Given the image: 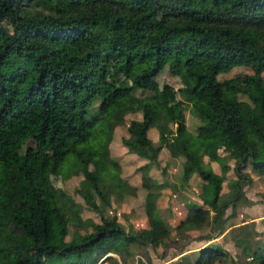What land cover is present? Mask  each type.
Instances as JSON below:
<instances>
[{
	"label": "trees",
	"instance_id": "1",
	"mask_svg": "<svg viewBox=\"0 0 264 264\" xmlns=\"http://www.w3.org/2000/svg\"><path fill=\"white\" fill-rule=\"evenodd\" d=\"M10 58L16 63L6 74ZM107 60L115 61L132 89H142L165 67L180 70L183 108L206 91L195 132L169 109L161 108L153 121V92L142 98L141 116L129 119L134 138L122 143L147 157L138 167L151 205L144 199L145 224L128 228L116 210L103 214L106 205L116 208L113 198L137 188L121 176L110 152L114 127L133 105L124 96L103 94ZM238 63L252 72L216 78ZM263 70L264 0H0V264H94L108 252L125 258L133 245L156 248L207 226L209 231L197 233L208 241L197 255L189 260L182 253L169 264H264V217L261 237L244 228L248 222L237 232L227 223L245 196L244 184L264 177ZM84 94L95 103L85 109L94 129L70 144L63 134L71 123L67 106L81 105ZM165 143L179 157L180 202L171 203L176 192L167 177L146 179L152 164L161 166ZM205 155L220 161V172ZM58 171L63 178L82 174L75 190L99 221L81 217L73 195L52 181ZM165 189L173 210L169 220L158 203ZM70 222L75 228L65 238ZM221 233L232 236L238 256L214 239Z\"/></svg>",
	"mask_w": 264,
	"mask_h": 264
},
{
	"label": "rangeland",
	"instance_id": "2",
	"mask_svg": "<svg viewBox=\"0 0 264 264\" xmlns=\"http://www.w3.org/2000/svg\"><path fill=\"white\" fill-rule=\"evenodd\" d=\"M15 63V58L8 59L3 66L4 72L6 74H10L15 66ZM114 63V60H107L105 62L109 81L103 90V94L107 95L110 99L124 96V98H127L131 101L133 105V111L127 112L124 115V122L114 127L110 141V145H112L110 152L111 155L114 158H117L119 161V172L121 176L135 184L137 188L134 194L126 193L121 198L116 199V201L115 198H113L116 208L113 207V205H106L103 207V214L106 215L111 213L113 210H116L121 220L125 223L126 228H128V225L130 226L129 223L134 224L135 226L145 224V213L143 210L144 199L147 201L149 206L151 205V194L148 192L146 187L142 186L140 183L142 171L138 167L140 164L147 161V157L138 155L136 153L131 154V151H129V146L122 143V138H134L133 134L127 129V123L129 119L141 116V111L139 109L141 100L144 96L153 92L150 107L153 121L157 117L161 108L169 109L176 115L177 118L187 123V128L189 131L195 132L197 125L202 122V119L197 115V113L200 102L205 99L206 91L204 89H200L196 93V98L187 103L185 108H183L178 102V89L181 84L180 70L168 69L165 67L156 76L146 79L142 89H132L130 87V79L118 73L114 68ZM248 72H252V68L249 65L238 63L225 70L217 72L216 78L222 80L233 77L237 74ZM262 74L264 76V70L262 71ZM240 96L246 98V96L243 94H240ZM84 98L85 101L81 105L67 106L71 123L63 129V134L66 138V141L70 144L76 142L79 135L90 133L94 129V127L89 126L86 122L85 109L86 107L91 109L94 108L95 103L92 99H90L89 95L86 96L84 94ZM86 101H88L89 104H87L88 102ZM153 129L156 130L155 127H153ZM170 143L174 145L173 142ZM169 147V144L167 146L165 144L158 154V162L161 166L165 167V172L163 173V171H161V166L152 164L146 179L155 181L162 180L164 177H167L169 179L168 183L173 188V192H176L174 196H171V203L174 201L180 202L184 199L180 195L183 190L180 189L178 184V181H180L179 157L175 156V154H173V150ZM218 150L219 152L222 151L220 148ZM204 158L210 162L212 168L215 171L220 172V161L215 159L209 160L207 155H205ZM230 163L232 164V160ZM100 164L102 166L103 162H100ZM227 175L233 176V170L229 169ZM81 176L82 174L78 173L67 178H63L62 173L58 171L51 175V179L56 185H62L67 192L73 195L74 199L80 205L79 209L82 218L92 217L95 221H99L100 215L87 206L84 201L85 196L80 195L75 190ZM195 189L198 191L201 190V183H197L195 185ZM243 189L245 196L241 198L235 205L234 214L229 216L227 223H231V225L228 226V228L235 225V231L237 232L238 225L242 224L243 222H248V226L244 228H249L251 234L255 237H258L260 236L258 230L263 228L262 219L264 217V177L256 176L255 178L254 176L251 181H248L244 184ZM222 190H227V181L225 178L222 180ZM167 191L168 190L166 189L164 190V194L158 203L161 205V211L164 218L169 220L172 218L173 210L171 207L167 206L166 203L167 199L165 198L166 194L168 193ZM206 194L208 196L211 194L209 187L206 188ZM231 210L232 208L227 206L225 209V214H229L232 212ZM125 216L127 217L128 222L123 218ZM68 227L69 232L65 238L70 237L72 230L75 228L72 222L69 223ZM77 228L80 231L85 229L83 226H79ZM88 228L90 229V226H88ZM203 231H209V226L200 228L199 230H189L187 233H189L191 237L180 239L176 242L171 239L167 245H159L156 248H153L150 245H133L132 254L125 258H120V256L115 252H108L101 256L94 264H169L182 253H186L185 255L189 258V260H192L197 255L198 248L208 242L204 238H199L197 236V233H202ZM222 234L223 233L215 236L214 239L219 240V243L222 244L223 247H225L234 256H238V247L236 244L234 245L232 236L229 233H226L225 235ZM108 254L114 255L115 257L109 258L107 256ZM182 264H186V262H183ZM214 264H230V262H215Z\"/></svg>",
	"mask_w": 264,
	"mask_h": 264
},
{
	"label": "crops",
	"instance_id": "3",
	"mask_svg": "<svg viewBox=\"0 0 264 264\" xmlns=\"http://www.w3.org/2000/svg\"><path fill=\"white\" fill-rule=\"evenodd\" d=\"M114 144H115V143H114ZM114 144H113V145H114ZM165 144H166V143H165ZM109 145H110V143H109ZM111 146H112V145H110V149H111ZM166 146H167V144H166ZM167 148H168V147H167ZM126 150H127V149H126ZM117 152H118V151H117ZM130 153H131V154H135V152H134V153H133V152H130Z\"/></svg>",
	"mask_w": 264,
	"mask_h": 264
}]
</instances>
